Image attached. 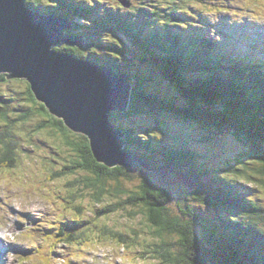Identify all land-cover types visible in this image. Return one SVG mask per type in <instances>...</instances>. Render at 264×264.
Instances as JSON below:
<instances>
[{"label": "trees", "instance_id": "16d2710c", "mask_svg": "<svg viewBox=\"0 0 264 264\" xmlns=\"http://www.w3.org/2000/svg\"><path fill=\"white\" fill-rule=\"evenodd\" d=\"M113 1L116 8L106 0H93L92 4L87 0H48L47 5H43L45 0L26 2L33 10L41 9L71 21L84 14L96 15L97 7L110 9L105 19L107 26L101 21L98 27L89 26L86 34L73 23L69 32L87 35L83 49L62 45L56 50L111 67L117 73L127 72L133 77L128 110L111 113L109 119L124 133L125 150L129 153L150 161L148 154L153 151L163 160L175 163L180 170L187 163L190 170L184 175L191 177L194 186L193 190L179 194L176 202L180 214L171 209L173 201L168 187L155 182L149 174L144 173L135 188H123L121 183H132L133 178L138 177L136 173L143 170L121 166L110 168L97 162L88 138L73 132L62 120L50 114L22 80L11 81L24 85L21 94L26 105L19 106L15 113L0 104L2 165H14V157L20 150L13 133L16 125L21 127L32 122V131L47 132L58 138L65 150L60 153H66V164L54 177L82 173L78 189L90 192L96 203H102L103 198L111 195L122 198L97 214L108 215L107 212L113 214L116 209H125L130 218H136L138 213L144 217L142 233L148 237H143L135 228L123 232L102 226L100 237L98 229L92 230L97 233L98 242L129 245L134 250L137 246L143 247L146 255L140 253V257L150 258L152 253V259L163 264H264V227L261 224L264 207L255 197L236 188V181L204 179L196 170L195 159L199 154L193 148L157 144L149 139L150 127L122 124L124 119L152 116L159 127L156 115H164L208 132L230 131L246 146L245 157L237 158L238 165L232 166L231 172L264 189V55L256 54L257 50L253 49L239 52L235 41L231 46L223 44L220 47L218 40L204 33L196 32L191 36L184 33L183 36L175 31L174 24L179 21L177 13L190 0H132V8L126 13L118 9L121 7L119 2ZM135 14L141 19L136 20ZM119 36L130 47L125 42V45H118L121 42ZM95 50L103 55H94ZM259 51L264 53V44ZM150 55H156L161 64L145 73L138 67L141 62L150 63L146 57ZM158 80L178 92L175 98L158 90ZM8 83L6 75L1 74L0 86ZM67 186L73 188L76 182L71 180ZM69 194L72 201L82 195L73 194L71 190ZM192 201L213 210L215 217L209 219L199 213ZM77 209L81 213L82 208ZM83 224L74 223L80 230L78 235H58L60 243L89 242L87 232L90 227ZM199 229L203 230V235L196 232Z\"/></svg>", "mask_w": 264, "mask_h": 264}, {"label": "rangeland", "instance_id": "374dc122", "mask_svg": "<svg viewBox=\"0 0 264 264\" xmlns=\"http://www.w3.org/2000/svg\"><path fill=\"white\" fill-rule=\"evenodd\" d=\"M184 9H187V12L181 15L183 24L191 23L196 31L200 30L209 34V29H214L218 25L219 29L244 38L249 28L248 24L251 22L255 27V32L264 37V0H202V2L190 0L182 10ZM250 27L253 26L250 25ZM177 29L189 35L184 29ZM118 45L125 44L119 42ZM149 62H141L142 65L138 68L148 73L154 67L153 58ZM8 81V84L0 86V104H5L11 112L17 113L16 110L20 108L19 106L26 105L23 103L21 94L24 85L9 79ZM157 83L159 84L157 88L161 93L167 97L175 98L176 92L170 86L159 82V80ZM156 117L160 122L159 127L156 126L152 116L124 119L122 124L129 127L149 126L148 132L151 139L165 146L193 148L199 154V157L195 159L199 170L208 171L209 177L213 179L240 180L239 185L264 207V189H259L257 184L247 182L231 172L232 166L237 167L238 165L237 158H244L243 154L246 152V146L235 135L227 130L221 131L222 133L215 130L208 132L197 125L184 123L164 115H156ZM33 129L32 122L21 127L16 125L13 133L20 151L16 152L14 165L12 164L10 168L0 165V237L2 240V243L0 242V264H34L32 262L22 263L18 260V254L33 247L30 237L20 235L21 230L31 227L30 223H22L25 220L24 212H30L25 215L31 218L36 228L32 231L29 230L33 234L36 245L42 244L41 241L46 233L43 228H40V224H44L46 220L45 225H50L51 222L62 217L59 221L60 224L70 225V221L78 220L73 209L75 205L82 207L81 215L85 220L91 221L92 225L96 224L97 227L107 225L110 229L123 232L135 228L141 232L143 237H148L147 234L142 233L145 223L143 222L144 217L140 213L136 218H130L123 210L112 215L107 212L108 215L97 216L98 218L93 221L96 212L101 210L104 204L95 205L96 202L92 199L93 196L90 195V192L78 189L82 173L81 175L76 173L54 177L57 172L63 170V165L66 164V153H60V150H65L61 147L58 138L47 132L36 133L32 131ZM159 164L163 166L164 161L161 159ZM135 176L138 177H134L132 183L126 181L124 184L121 183V186L125 189H131V186L135 188L142 174L136 173ZM51 177L53 178L51 179ZM152 177L158 184L168 187L172 197L171 201H173L171 202L172 207H170L174 212L180 214L176 201L181 186H185L188 181H184L175 167L170 165L158 168L157 174H153ZM71 180L76 182V186L73 188L67 186ZM70 190L73 194L82 195L76 197V201H71ZM182 190L185 191L183 187ZM239 190L243 192L241 189ZM108 197L105 201H112L113 204L122 200L115 195ZM191 204L199 213L207 215V218L215 217L213 210L200 206L197 201H192ZM130 209L128 208V210ZM137 210L138 208L135 211ZM261 224L264 227V220ZM92 230L93 228L90 227L87 234L89 238H96L97 233ZM69 232L70 229L68 234H70ZM55 233H59L58 228H55ZM98 234L100 237V230ZM99 241H93L96 248L94 246L95 250L91 252V258H88V262L85 264H163L155 258L152 259L154 257L152 253L149 255L150 258H141L139 253L146 255L143 253V247L137 246L138 251L126 249L125 252H122L121 248L114 244L115 242ZM34 250L35 247L31 253ZM74 252L75 249L72 246L62 245L58 248L56 257H67ZM80 264L84 263L81 261Z\"/></svg>", "mask_w": 264, "mask_h": 264}, {"label": "water", "instance_id": "95a60500", "mask_svg": "<svg viewBox=\"0 0 264 264\" xmlns=\"http://www.w3.org/2000/svg\"><path fill=\"white\" fill-rule=\"evenodd\" d=\"M69 27L65 19L31 11L24 0H0V74L26 80L52 115L89 138L98 162L148 169L144 160L120 150L124 134L109 119L111 112L128 109L130 77L55 50L62 43L84 45L80 37L64 34Z\"/></svg>", "mask_w": 264, "mask_h": 264}, {"label": "bare ground", "instance_id": "6f19581e", "mask_svg": "<svg viewBox=\"0 0 264 264\" xmlns=\"http://www.w3.org/2000/svg\"><path fill=\"white\" fill-rule=\"evenodd\" d=\"M251 28H253V27H251ZM262 53H263V51H262ZM1 238V237H0ZM89 242L91 241V240H93L94 242H98V239L97 238H88L87 239ZM1 242V241H0ZM2 243V242H1Z\"/></svg>", "mask_w": 264, "mask_h": 264}, {"label": "snow or ice", "instance_id": "6c2138e0", "mask_svg": "<svg viewBox=\"0 0 264 264\" xmlns=\"http://www.w3.org/2000/svg\"><path fill=\"white\" fill-rule=\"evenodd\" d=\"M47 2H48V0H45V3H47ZM87 2H88L89 4H92L93 0H87Z\"/></svg>", "mask_w": 264, "mask_h": 264}]
</instances>
